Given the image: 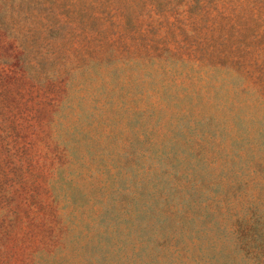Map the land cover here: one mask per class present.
Returning <instances> with one entry per match:
<instances>
[{"label":"rangeland","instance_id":"rangeland-1","mask_svg":"<svg viewBox=\"0 0 264 264\" xmlns=\"http://www.w3.org/2000/svg\"><path fill=\"white\" fill-rule=\"evenodd\" d=\"M0 264H264V0H0Z\"/></svg>","mask_w":264,"mask_h":264}]
</instances>
